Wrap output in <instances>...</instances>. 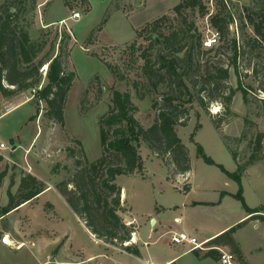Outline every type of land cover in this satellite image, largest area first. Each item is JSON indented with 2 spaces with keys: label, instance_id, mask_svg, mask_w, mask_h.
Returning a JSON list of instances; mask_svg holds the SVG:
<instances>
[{
  "label": "rangeland",
  "instance_id": "obj_1",
  "mask_svg": "<svg viewBox=\"0 0 264 264\" xmlns=\"http://www.w3.org/2000/svg\"><path fill=\"white\" fill-rule=\"evenodd\" d=\"M69 1L73 8L66 4V0H25L23 18L20 14V23L25 24L31 37L47 41L40 57L62 50L65 70L75 73L65 105L64 122L45 115L46 103L43 100L37 102L35 88L11 96H4L0 90V138L10 146L22 141V150L5 151L13 160L5 157L0 160V171H7L0 185V208L8 203V190L17 192L19 177L24 173H33L30 171L32 168L46 186L52 182L56 188L42 198L44 211L40 206L33 210L37 214L35 225L42 227L36 234L43 235L36 244H30V239L34 237L25 239L28 244L17 256L11 255L9 246H0L3 261L12 257L16 260L15 264H40L52 251L60 260L66 255L67 248L59 245L69 232L78 248L83 245L90 249L100 248L96 241L99 237L95 233L96 238L92 237L77 220L58 193L57 183L70 180L75 175L80 169L78 160L94 161L101 156L99 119L112 105L114 88L131 95L137 106L135 116L145 127L156 120L165 96H180L177 103L188 108L189 116L182 118L176 129L192 157L190 181L209 179L219 186L220 192L229 190L236 193L239 188L238 183L228 179L219 165L210 164L197 154V143H201L208 155L230 171L237 169L236 164L247 163L253 153L264 156V40L256 34L248 18L251 14L259 21L264 13V0H227L228 3L222 0L226 7L221 5V0H202L204 13L200 6H185L176 10L175 6L181 0ZM4 3L8 2L0 0V5ZM217 13L229 20L227 31L220 32L213 26L211 17ZM157 19L160 21L158 29L166 35L173 31L179 33V43L184 46L180 52L152 40L146 25ZM211 30L219 32L220 42L212 50L204 49L197 42V35L205 38ZM191 45H194L193 56L189 59L187 51ZM161 54L175 59V67L179 71H187L183 77L190 91L175 84L165 70L160 71L164 75L161 80L158 75L147 77L144 73L146 58L151 59V66L159 73ZM46 66L48 69V64L40 69L43 74L40 86L47 83ZM208 77H212L211 80ZM3 83L12 86L6 80ZM239 84L247 89L246 99L243 90L238 88ZM187 99L192 101L186 102ZM214 108H219L215 114L212 111ZM184 122L186 125H182ZM200 123L201 127H198ZM195 129L194 140H191ZM258 140L260 149L255 152ZM138 148L147 167L145 180L141 183H157L159 178L170 180L165 163L146 142L142 141ZM150 172L152 176H149ZM135 179L129 174H120L117 183L130 189ZM169 183L172 184L170 189L175 192L174 186L183 185L184 180L174 177ZM69 187L74 188L75 185L69 183ZM174 192L169 196L176 199L179 196ZM198 194L200 192L195 191L192 197L196 198ZM48 199L56 204L65 224H54L55 221L51 220L55 218L46 221V212L53 208ZM240 203L236 201V204ZM27 211L24 208L5 218L0 217V229L13 224L18 233L26 231L30 217L23 214ZM85 224L89 227L86 221ZM261 229V226L250 223L238 233L249 255V258L241 260L242 264H262L260 260L264 256L259 252V246L264 247V238L261 237ZM142 232L147 234L145 226ZM109 244L108 248L112 247L110 251L122 250V246L117 250L114 244ZM172 250L177 254L183 251L180 245L160 249L163 254ZM119 256L124 257L122 262L125 264L135 260L128 254ZM179 258L177 264H222L212 256L202 258L195 253ZM236 258H239L238 255ZM48 264L55 263L49 261Z\"/></svg>",
  "mask_w": 264,
  "mask_h": 264
},
{
  "label": "trees",
  "instance_id": "obj_2",
  "mask_svg": "<svg viewBox=\"0 0 264 264\" xmlns=\"http://www.w3.org/2000/svg\"><path fill=\"white\" fill-rule=\"evenodd\" d=\"M6 1L8 3L0 5V90L4 96H11L19 91L35 88L34 97H38L37 102L43 100L46 103L45 115L63 123L65 105L75 73L65 70L62 50L57 54L52 53L40 57L47 41L33 39L25 24L20 23V14L22 13L23 18L25 13V0ZM66 4L73 8L69 0H66ZM221 5L226 7L222 0ZM185 6H200L202 12H205V5L202 0H181L175 6V9L179 10ZM248 18L253 23L256 34L264 40V13L261 14L259 21H256L251 14L248 15ZM159 19L146 25L147 30L151 33L152 40L163 43L167 49L170 48L180 52L184 46L179 43L181 40L179 39V33L173 31L166 35L158 29ZM211 22L220 32L228 29L229 20L226 17H221L219 13L211 17ZM156 32L157 36L154 38ZM203 41L204 38L200 34L197 35V42L204 48ZM193 48L194 45H191L187 51L189 59L193 56ZM160 58L162 61L161 67H158L159 73L156 71L157 69L151 66V59L146 58L144 73L147 77L151 78L158 75L160 76L159 80H161L164 75L160 71L165 70V73L173 78L175 84L190 91L183 77L184 74H187V71H179L178 67H175V59H168L166 55L162 54ZM45 64H48L47 83L40 86L43 78L40 69ZM223 71L227 72L226 70ZM211 78L208 77V80H211ZM4 80L13 87L5 86ZM238 88L243 90L246 99L247 89L242 84H239ZM179 98L180 96L177 94L165 96L164 104L161 106L156 120L149 127H145L135 116L137 106L131 99V95L128 92L114 88L112 105L109 111L99 119L101 156L94 161L78 160L80 169L77 170L75 175L70 180L57 183V188L70 206L80 217L85 219L84 221L99 239L106 243L122 246L123 250L138 256L141 255L140 247L134 242L125 243L131 241L135 227L133 224L128 225L119 213L122 209L121 187L116 182V178L120 174L142 172L144 164L138 148L142 141H145L155 155L163 160L172 177L186 173L191 169L189 147L183 142L176 129L177 124L182 122L181 119H187L189 116L188 108L184 105L181 107L177 103ZM191 101L192 99H187L186 102ZM201 102L204 104L203 99H201ZM182 125H186V123L184 122ZM198 127H201V123L198 124ZM195 134L196 129L191 133V140H194ZM259 149L260 140H258L255 152H258ZM197 154L202 156L206 162L219 165L224 173L238 183L239 188L234 195L242 202L244 208L251 213L246 220L212 238L213 243L229 246L234 255L236 257L238 255L240 258L238 260L241 262L243 258L242 251L234 238V232L237 227L242 226L249 219L256 218L264 221V215L256 213L260 209L249 207L245 201L242 173L249 163L262 158V156L253 153L247 163L240 164L236 170L230 171L208 155L201 143H197ZM234 158H237L235 152ZM1 159H3V155L0 154ZM6 174L5 169L0 171V185H2ZM69 183H73L75 187H69ZM46 187L44 182L35 174L24 173L20 178L17 192L8 190L9 200L7 205L0 208V216L18 208L26 201L34 199ZM195 251L198 253L200 250L195 249ZM198 255L202 257L212 256L219 259L217 249H210L203 255L200 253Z\"/></svg>",
  "mask_w": 264,
  "mask_h": 264
},
{
  "label": "crops",
  "instance_id": "obj_3",
  "mask_svg": "<svg viewBox=\"0 0 264 264\" xmlns=\"http://www.w3.org/2000/svg\"><path fill=\"white\" fill-rule=\"evenodd\" d=\"M18 148L22 150V141L14 143L12 146V151L15 152ZM8 155L10 156V154ZM235 160L237 161V158ZM143 164L144 168L142 172L129 174L132 177H136L135 183L130 189L125 187L123 184H118L121 187L122 205V209L119 213L128 225L133 224L135 227V231L131 236L134 237V239L132 238L131 241L140 247V256L127 252L123 249L117 252L110 251L112 249V247L108 248L110 244L94 236L95 234L85 224V221L79 217L62 193L57 190L58 193L64 198L67 206L71 209V211H73L77 220H79L86 231L92 237L96 238V241L99 242L100 248L90 249L86 248L84 245L82 248H78L74 245V242L72 241L73 237L71 239V232H69L59 245H65L64 247L67 248L65 250L66 255H63L62 258L58 260L57 254H53L54 252L52 251V253L49 254L44 260L42 259L40 261V264H48L52 257L55 258L53 261L55 264H125L126 262H122L124 257H120V254H128L132 259H135L134 261L130 262V264H146V262L148 264H177L180 256L183 257L185 254L195 253L198 257H202L199 256L198 253L203 255L205 251L200 250L197 253L195 250H190L189 245L187 244L173 243L171 241L172 232H188L192 235H195L199 240L205 238H214L232 226L246 220L251 214L244 208L242 202L236 198V196H234V191L222 190L220 192V189L218 188L219 186L216 183L205 178H202L200 181H190L189 175L193 170L192 157L191 169L186 173L175 176L179 177L180 180H184L183 185H173L176 187L175 192L170 189L172 184H170L169 181L174 177H172L170 174L167 166V178L170 180L167 179L164 181L163 178H159L157 183H141L145 180V170H147L145 161H143ZM236 166L238 165L236 164ZM28 167L32 168L30 164H28ZM30 171L39 176L34 168L30 169ZM152 175L153 173L150 172L149 176ZM225 175L228 177V179L235 181L226 173ZM20 178L21 177H19L18 182L20 181ZM140 178H142V181ZM49 183V186H47L45 190L37 197L22 203L18 208L3 216H0L5 218L9 214L15 213L24 208H27L28 210L23 214L30 217V225L27 226L28 228L26 231H19L18 233L16 227L13 224L12 227L7 226L0 229V246H9L8 248L12 256H17L22 251V249L27 246L28 242L25 239L34 237L33 239H30L31 246H34L37 242V239L43 236L36 234V232L40 231L42 227L35 225V216L37 214L34 213L33 210L35 207L40 206L41 210L44 211L42 198L50 190H56V188L52 185L53 183ZM242 183L243 195L247 205L252 208H259L260 211H264V156L252 163H249L245 167V170L242 173ZM195 191L200 192V194H198L196 198H193L192 194ZM171 192H174L179 197L176 199L171 198L172 196H169ZM177 199H180V202H178ZM233 200H236L237 202L240 201L241 203L238 205L236 204V201L233 202ZM47 201L51 203L53 208L49 212H46V221L50 222L51 219L55 218V220H51L55 221L54 224H65L66 221L59 215L56 204L50 199ZM195 209L198 210L195 211ZM170 214L174 215V217L170 218ZM250 223L255 224L256 227L261 226V237L264 238V221L253 218L247 220V222H245L242 226L237 227L233 235L241 248L243 261L245 258H249V255L245 250L244 243L240 240V238H238V233L243 229V227ZM143 226H145V228L148 230L147 234L142 232ZM206 227L208 229H206ZM65 231H68L66 227ZM4 235H8V243L3 241ZM243 237L244 239L246 238L245 235ZM66 243L69 245L66 246ZM178 245H180L183 250L179 252V254L173 252L174 249L169 251L167 254H163L160 251L161 248ZM114 247L117 249L119 246L115 245ZM107 252L113 253L108 254ZM259 252L264 256V247L262 248L259 246ZM15 261L16 260L12 257H9L4 261L3 258L0 257V264H15ZM260 261H262V264H264V257Z\"/></svg>",
  "mask_w": 264,
  "mask_h": 264
},
{
  "label": "built area",
  "instance_id": "obj_4",
  "mask_svg": "<svg viewBox=\"0 0 264 264\" xmlns=\"http://www.w3.org/2000/svg\"><path fill=\"white\" fill-rule=\"evenodd\" d=\"M227 2V0H225ZM228 3V2H227ZM78 13H75L77 15ZM220 42V35L218 31H213L207 34L203 41V46L206 49L213 48L217 46ZM12 151V146L3 141L0 138V154L3 157L13 160L8 154H6V150ZM256 213H261L264 215V211H259ZM134 239V237H132ZM171 241L176 244H187L189 245L190 250H203L208 251L210 249H217L219 251V260L222 264H242L231 251L229 246L219 245L212 242V238H205L199 240L195 235H192L188 232H172ZM132 241L125 242L126 244L131 243ZM146 264H148L146 262Z\"/></svg>",
  "mask_w": 264,
  "mask_h": 264
},
{
  "label": "water",
  "instance_id": "obj_5",
  "mask_svg": "<svg viewBox=\"0 0 264 264\" xmlns=\"http://www.w3.org/2000/svg\"><path fill=\"white\" fill-rule=\"evenodd\" d=\"M11 87H13V86H11ZM3 240H4L6 243H8V242H9L8 235H4ZM54 260H55V258L52 257V258H51V261H54Z\"/></svg>",
  "mask_w": 264,
  "mask_h": 264
},
{
  "label": "clouds",
  "instance_id": "obj_6",
  "mask_svg": "<svg viewBox=\"0 0 264 264\" xmlns=\"http://www.w3.org/2000/svg\"><path fill=\"white\" fill-rule=\"evenodd\" d=\"M212 111L215 114V112H218L219 111V108H214Z\"/></svg>",
  "mask_w": 264,
  "mask_h": 264
},
{
  "label": "bare ground",
  "instance_id": "obj_7",
  "mask_svg": "<svg viewBox=\"0 0 264 264\" xmlns=\"http://www.w3.org/2000/svg\"><path fill=\"white\" fill-rule=\"evenodd\" d=\"M46 65V64H45ZM46 69H47V66H46ZM135 239H136V237H135Z\"/></svg>",
  "mask_w": 264,
  "mask_h": 264
}]
</instances>
